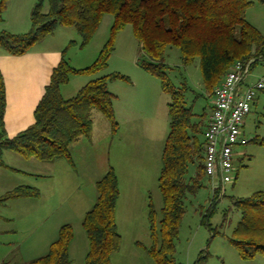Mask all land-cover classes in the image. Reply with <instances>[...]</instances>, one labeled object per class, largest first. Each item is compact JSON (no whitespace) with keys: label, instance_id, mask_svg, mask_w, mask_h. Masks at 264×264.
<instances>
[{"label":"trees","instance_id":"trees-1","mask_svg":"<svg viewBox=\"0 0 264 264\" xmlns=\"http://www.w3.org/2000/svg\"><path fill=\"white\" fill-rule=\"evenodd\" d=\"M250 4V0H35L26 32L0 31V48L6 53L21 55L27 52L35 42L53 33L57 25L73 27L80 37V45L84 46L105 14L112 15L110 35L96 58L84 68L71 67L62 51L33 110V122L12 138L0 133V166L3 150L43 162L64 158L71 163L69 146L80 137L90 136L93 109L108 120L112 134L116 132L115 96L108 90L107 83L114 79L128 80L125 76L111 73L92 78L69 98L62 96L60 86L69 81L71 74L91 75L104 69L114 49V36L129 24L143 56L138 65L159 79L162 91L170 98L169 131L162 145L157 177L162 205L158 219L152 205H148L150 245L147 253L155 264H175L174 240L184 213L185 196L193 194L201 186V179L206 177L204 140H199L205 125L192 121L193 113L185 106L182 92L169 82L164 71L165 51L168 46L176 47L186 65L198 58L205 90L211 94L235 61L253 59L252 66L264 60V37L245 18V9ZM3 5L4 0H0V7ZM4 107L0 72V120ZM259 142L264 144V138ZM189 164H195L194 173L185 180ZM95 189V201L81 220L88 244L83 264H109L111 254L120 245L115 223L119 187L111 166L96 181ZM38 194L37 189L20 185L1 199ZM232 204L240 217L229 242L243 259L264 256V189L236 198ZM72 238L71 225L62 224L47 252L25 264H68V246Z\"/></svg>","mask_w":264,"mask_h":264},{"label":"rangeland","instance_id":"rangeland-1","mask_svg":"<svg viewBox=\"0 0 264 264\" xmlns=\"http://www.w3.org/2000/svg\"><path fill=\"white\" fill-rule=\"evenodd\" d=\"M250 1L251 4L245 9V18L264 37V0ZM34 2L35 0H4V5L0 7V31L10 30L12 28L11 17L16 11L19 12L22 7H28L31 10ZM44 9H47L46 2L44 3ZM5 15H7L6 21L3 20ZM111 24L112 15H103L93 37L84 46L80 45V37L73 27L57 25L53 33L35 42L33 47L56 48L60 52L64 51V58L71 67L75 69L84 68L96 58L99 50L107 41ZM0 53H3L1 48ZM142 58L138 43L132 34L131 26L127 24L114 36V49L108 58L107 66L91 75L84 73L71 74L69 81L60 86V91L64 98H69L92 78L111 73L125 76L128 80H109L107 87L120 95L123 104L130 103L135 113L144 116L143 122L147 129L146 134L155 131L156 135L160 136L161 145L158 138V140L152 141L150 146L148 145L149 142H145V145L141 142L138 146L140 150L145 147L148 150L147 152L156 157V163L158 164L159 158L157 160V156L159 152L161 154L163 142L169 131L168 103L170 98L162 91L159 79L138 65V60ZM164 63L166 65L164 71L169 82L175 89H179L182 92L185 106L189 107L193 113L192 121L205 123L210 113L211 96L205 90L202 81L199 59L195 58L191 64H183L179 50L174 46H168L164 55ZM263 73L264 60L252 65L249 79L254 80ZM129 82H132V84ZM91 116L95 120L94 126L101 130V133L102 127L97 120L98 118L105 119V117L95 109L92 110ZM242 131L247 143L234 148L235 153L232 161L234 179L232 178L231 182L224 185L223 193L218 197L216 203L211 207L212 193L206 177L201 179V186L193 194H186L184 213L180 220L177 237L174 240L173 262L175 264H264V256L262 255H256L251 259H243L237 249L229 242L233 228L240 217L239 211L234 207L232 201L264 189V144L259 142V140L264 138V91H258L254 96L250 110L244 118ZM105 138V136L100 135L93 145L87 146L89 151H95L97 155L96 163L92 161L91 171L97 167V161H99L98 165H100L101 159L103 162L108 158ZM199 140L202 141L200 134ZM130 148H132V144H130ZM3 153V155H6V153L11 155L8 150ZM1 159L3 158L1 157ZM72 159L77 167L78 178L83 181L93 178L94 175L89 177L88 173L90 172L85 166L88 160L86 155L81 154L80 157L78 153L73 152ZM16 166L18 167L19 165ZM194 167L195 164H189L185 180H188L194 173ZM21 168L20 170H23ZM0 171H5L1 172L0 176V183L4 184L12 181L21 182L27 177L23 173L13 174L9 170ZM146 173L139 172L133 183L142 193L140 196L137 195L135 197L134 208H136L128 211L125 209L124 203L120 206L118 213L120 245L118 250L111 254L109 264H155L152 257L147 253V248L150 245L147 212L148 205L151 204L158 219L162 199L157 186V177L153 174L150 175L147 171ZM42 175L47 177L46 170L43 171ZM46 177L33 181L36 186L34 188L37 189L38 196L41 199L47 197L50 190L57 189L56 191L59 192L62 188L59 186L58 179L45 180ZM85 184L84 192L86 194L95 193V188L91 190L89 181H86ZM39 185L41 187L44 186L42 187L43 189L41 188L42 191L39 189ZM62 192L64 195L73 194L72 192L66 193V190H62ZM11 207L7 206L6 209L10 210L14 215L11 224L15 227L19 255L35 232H45V219H40V216L35 219L33 215L34 209L23 211V209L19 208L15 212ZM54 208L57 209L56 207ZM206 214L208 216H205ZM50 218L51 216L47 214L46 224L49 227L54 224ZM71 222L70 225L73 230L72 240L75 241V244L73 243L74 246L68 250L70 262L68 264H83L81 239L84 236L81 235H84V232L81 228V222H77L75 219H72ZM56 236L57 233L55 238ZM48 247L49 245L40 256L47 252ZM16 253L17 251L14 253L15 259L18 257ZM9 260L6 259V264L15 262L13 259L9 263Z\"/></svg>","mask_w":264,"mask_h":264},{"label":"crops","instance_id":"crops-1","mask_svg":"<svg viewBox=\"0 0 264 264\" xmlns=\"http://www.w3.org/2000/svg\"><path fill=\"white\" fill-rule=\"evenodd\" d=\"M29 18L30 8L22 7L19 12L16 11L11 17L10 23H12V28L6 31L11 33L26 32L30 27ZM6 19L7 15L3 17L4 21H6ZM61 54L62 51L60 52L56 48H39L33 46L21 55H11L4 50L3 53H0V72L3 78L5 93V107L0 120V133H2L5 138H12L33 122V110L41 98L44 88L49 81L50 73L59 62ZM250 81H253V79H249V82ZM129 83L132 84V82ZM107 88L115 96L113 100V112L117 123L116 132L112 134L110 123L106 118H98L97 121L102 127V132L100 133L101 130H98V128L94 126L95 120L92 117L90 136L80 137L69 146L71 163L67 162L64 158H56L51 161L43 162L33 157L23 158L11 151H9L11 155L9 153L3 155L5 150L1 152V157L3 159H1L2 165L0 166V170H9V172L13 174L23 173L27 177L21 180V182L12 181L6 182L5 184L0 183V264H6V259H10L9 263L14 259L13 261L15 262H13V264H25L35 259V257L42 255L41 253H44L47 246L55 239L57 229L60 225L70 224L72 223V219L81 222L83 215L91 208L96 198V189L95 193L91 192L86 194L84 192L85 182L89 181L91 190L95 188L96 181L106 172L108 169L107 167H109L108 165L111 164L110 166L115 171L119 187V195L115 204V223L117 231L120 206L124 203L125 209L132 211V209L136 208H134L135 197L142 194L141 190L136 185H133L138 173L141 171L146 173L147 171L150 175L153 174L158 177L161 168V154L159 152L157 156V160L159 158L157 164L156 157L150 154V152H147L148 150L144 145L146 144L145 142H149L148 145L150 146L152 141L158 140V138L160 144V136H158V134L156 135L155 131L146 134L147 129L143 122L144 116L135 113L130 103L123 104L120 95L113 92L109 87ZM205 124L206 121L204 125ZM100 135L106 137V155L108 158L103 162L101 159L100 165H98L99 161H97V167L91 171L92 161L96 163L97 155L95 151H89L87 146L93 145ZM141 142L144 143V148L140 150L138 146ZM130 144H132V148H130ZM73 152L78 153L80 157L81 154L87 156L88 160L85 166L90 172L88 173L89 177L94 175L93 178L84 181L78 178L76 171L77 167L72 159ZM16 165H19L18 167L20 168L23 165L25 168L22 167L21 169L23 170H20ZM45 170L47 177L42 175ZM1 172L5 171H0V176ZM44 177H46L45 180H50L52 178L58 179L59 186L62 187L61 191L58 192L56 191L57 189L50 190L51 193L49 192L48 196L42 199L38 196L39 194L35 197L1 199L3 195L17 186L25 185L32 188L36 187L33 181L35 182ZM38 187L41 190L44 186L41 187V185H39ZM62 190H66V193L72 192L73 194H66V196ZM125 197L126 200L124 201ZM39 200L41 201L38 202ZM7 206H12L11 208L15 212L18 211L17 209L19 208L21 210L23 209V211H31V209H34L33 215L35 219H38L39 216L40 219H45V232H35L32 239L26 243V247L22 248V252H20L19 255L15 227L11 224L14 215L10 210L6 209ZM47 214L51 216L50 219H52L54 223L51 227L46 224ZM83 234L84 235H81L84 236L83 239H81V252L84 259L88 244L87 239H85L86 235L85 233ZM74 242L75 241L72 240L68 250L74 246ZM16 251L18 257L15 259L14 257L16 256L14 253Z\"/></svg>","mask_w":264,"mask_h":264},{"label":"built area","instance_id":"built-area-1","mask_svg":"<svg viewBox=\"0 0 264 264\" xmlns=\"http://www.w3.org/2000/svg\"><path fill=\"white\" fill-rule=\"evenodd\" d=\"M252 61H235L210 94L211 109L202 136L203 168L211 188V207L222 195L224 185L234 178V148L247 143L243 120L256 93L264 91V74L249 82Z\"/></svg>","mask_w":264,"mask_h":264}]
</instances>
